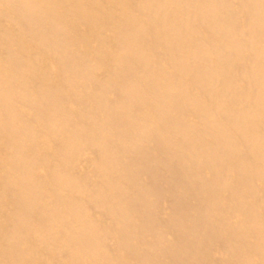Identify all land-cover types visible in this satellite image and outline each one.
Listing matches in <instances>:
<instances>
[{
    "label": "bare ground",
    "instance_id": "bare-ground-1",
    "mask_svg": "<svg viewBox=\"0 0 264 264\" xmlns=\"http://www.w3.org/2000/svg\"><path fill=\"white\" fill-rule=\"evenodd\" d=\"M0 264H264V0H0Z\"/></svg>",
    "mask_w": 264,
    "mask_h": 264
}]
</instances>
